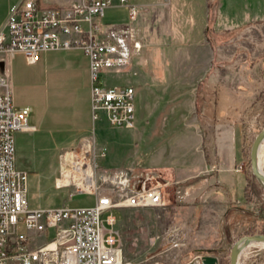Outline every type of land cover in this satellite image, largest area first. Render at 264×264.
Instances as JSON below:
<instances>
[{
    "label": "rangeland",
    "instance_id": "obj_1",
    "mask_svg": "<svg viewBox=\"0 0 264 264\" xmlns=\"http://www.w3.org/2000/svg\"><path fill=\"white\" fill-rule=\"evenodd\" d=\"M163 1L168 5L169 0ZM211 2L209 16L203 22L209 26L207 35L215 43L216 54L210 73L199 80L200 84L195 90V113L205 125L210 146L217 143L221 124L227 125L234 133L238 158L233 171L238 173L235 176L237 181L231 194L221 187L211 189L217 195L212 198L208 195V189L204 191L200 188L191 192L190 187L175 184L158 169L144 168L164 183L168 202L163 207H124L111 211L119 231L122 255L131 264H187L196 255L206 253L214 254L218 264H229V249L233 242L243 235L264 234V187L252 174L249 161L251 143L264 128V0ZM8 4L9 0H0V21L4 20L8 12ZM123 7L126 20L121 24L109 23L113 28L131 22L128 8ZM196 9V12H192L180 6L179 11L177 8L171 10V22L175 28L167 34L171 40L180 39L182 36L177 32L180 26L200 15L198 6ZM111 14L107 8L103 19L111 22ZM81 54L80 49L70 48L42 52L37 63L32 64L27 63L20 53H15L10 59L13 104L16 107H29L28 121L38 127L33 137L23 131L14 134L16 161L23 167L27 166L30 207L62 204L75 207L94 202V195L70 194L69 186L57 187L53 180L59 169L58 153L78 145L69 146L67 131H55L50 126L52 122H61L62 119L66 122L72 102L82 98L86 88L89 89V73L86 85L80 66ZM67 61L77 67L68 70ZM131 63L120 72L108 70L110 73L106 82L130 83L136 88L137 78L128 72ZM145 99V91L138 89L134 98L136 114L145 108ZM170 107L171 104H162L153 118L148 120L150 128L147 133H142L139 145L151 139L148 134L153 137L160 133L162 114L169 112ZM99 115L94 129L98 130L101 124L110 131L105 114L100 112ZM208 115L212 116V120L204 122V117ZM156 140L160 143L161 137L151 141ZM30 142L35 144L34 151L29 147ZM135 145L137 143L122 145L114 153L111 152L116 162L112 164L109 161L111 166L98 161L99 150L96 151L95 160L100 164L97 170L134 167L137 169L135 171H139L142 167L132 164L139 155L134 152ZM25 158L32 160V163L25 165ZM216 158L219 163V154ZM189 193L193 195L188 197ZM234 195L242 198L243 203L238 204L247 207L248 215H242L240 210L232 208L233 204H237ZM109 213L104 212L103 217ZM19 232L25 230L20 227ZM247 250L239 257V264H264V247L251 246Z\"/></svg>",
    "mask_w": 264,
    "mask_h": 264
},
{
    "label": "built area",
    "instance_id": "obj_2",
    "mask_svg": "<svg viewBox=\"0 0 264 264\" xmlns=\"http://www.w3.org/2000/svg\"><path fill=\"white\" fill-rule=\"evenodd\" d=\"M118 4L128 8L131 21L118 28L102 22L113 0L51 7L19 0L8 8L0 26V264H131L122 255L111 211L163 207L168 202L164 183L144 168L98 171L90 141L58 153L55 177L56 186H69L70 194L94 195L90 205L30 207L27 171L16 164L14 134L34 126L28 123L30 108L13 104L10 59L15 53L32 64L45 51L80 49L88 57L92 119H100L103 112L110 126H135L134 86L106 82L108 70L122 71L142 48L140 28L134 23L139 7L129 0ZM98 153L103 157L105 149ZM66 180L68 185L63 184ZM106 211L110 213L103 217ZM20 227L25 232H19Z\"/></svg>",
    "mask_w": 264,
    "mask_h": 264
},
{
    "label": "crops",
    "instance_id": "obj_3",
    "mask_svg": "<svg viewBox=\"0 0 264 264\" xmlns=\"http://www.w3.org/2000/svg\"><path fill=\"white\" fill-rule=\"evenodd\" d=\"M18 1L9 0L8 8ZM72 1L80 0H38L41 5L47 7ZM129 2L139 7L135 23L142 29V48L140 53L135 56V60L133 59L128 72L137 78L138 85L136 88L134 87L135 93L139 89V91L144 90L146 95L145 108L136 114L135 126L132 128L110 126V131H107L100 124L98 130L94 129V123L97 120L92 119L89 89L86 88L83 97L72 102L66 117L68 120L52 122L51 129L67 131L65 133H68L70 138L69 146L79 145L83 140H86L94 144L95 151L105 149V155L99 157L98 161H103L106 164L109 161L112 164L116 163L112 155L116 148L137 143L133 147L134 152L139 155L133 163L131 162L133 165L142 168H156L175 184L190 187L191 192L200 188H203L204 191L208 189L209 197L216 198V192L211 189L221 187L231 194L237 181L235 176L238 174L233 171L238 158L235 135L227 125L221 124L217 143L214 142L213 146H210L204 130L205 125L195 113V90L200 84L199 80L210 73L216 54L215 43L207 35L209 26L203 22L209 16L211 0H169L168 5L163 0H129ZM180 6H183V9L186 7L188 11L192 10V12H196L198 6L200 15H193L195 18L191 20L192 22H186V25L180 26V29L177 30L182 36L180 39L171 40L167 35L175 29L171 22V10L177 8L179 11ZM108 9L112 12L110 16L113 20L110 22L103 19L105 22L121 24L126 20V10L118 4V0H113V5ZM5 18L6 16L4 20ZM4 20L0 21V26ZM81 55L80 66L86 83L88 60L83 52ZM66 64L68 70L77 67L68 61ZM162 104L163 106L171 104V107L169 112L162 114L160 133L153 137L148 134L151 139L145 148H142L139 145L142 133H147V129L150 128L148 120L153 118V114ZM204 114L207 116L206 113ZM206 116L204 122L212 120V116ZM28 123L34 126V129L23 132L33 137L38 132L37 124L29 121ZM157 137H161L160 143L159 140L154 141L155 143L151 141ZM34 146V142H30L31 151H34ZM211 151H213L214 158L211 157ZM217 154L220 157L219 163H217ZM31 163L32 160H25V165ZM16 164L26 170L27 166L23 167L18 160ZM108 165L111 166V164ZM56 175L57 173L53 177L54 182ZM190 179L194 180L189 183ZM245 183L246 180L244 185ZM191 195L193 193H189L187 196L191 197ZM233 197L237 204H233L232 208L240 210L242 215H248L247 207L239 205L243 203L242 198L235 195ZM193 262L196 260L193 259Z\"/></svg>",
    "mask_w": 264,
    "mask_h": 264
},
{
    "label": "water",
    "instance_id": "obj_4",
    "mask_svg": "<svg viewBox=\"0 0 264 264\" xmlns=\"http://www.w3.org/2000/svg\"><path fill=\"white\" fill-rule=\"evenodd\" d=\"M264 137V128L261 129L254 137L249 151V161H250V167L251 172L254 175V177L258 180V182L264 187V175L261 174L256 165V153L257 148ZM64 185H68L69 181L66 180ZM252 241H264V234H248L243 235L239 239H237L235 242L232 243L229 249V264H237L239 257H240V248L243 246H246L248 243ZM199 264H218V258L214 254L206 253L199 255ZM187 264H193L192 259Z\"/></svg>",
    "mask_w": 264,
    "mask_h": 264
},
{
    "label": "bare ground",
    "instance_id": "obj_5",
    "mask_svg": "<svg viewBox=\"0 0 264 264\" xmlns=\"http://www.w3.org/2000/svg\"><path fill=\"white\" fill-rule=\"evenodd\" d=\"M263 148H264V137L262 138V140L260 141L258 148H257V153H256V165H257V169L258 171L264 175V154H263ZM251 246H258V247H264V241H252L250 243H248L246 246H242L240 248V256L242 254H245L248 250L249 247ZM194 259L196 260V262H193V264H199V256H195ZM237 264H239V260L237 262Z\"/></svg>",
    "mask_w": 264,
    "mask_h": 264
},
{
    "label": "trees",
    "instance_id": "obj_6",
    "mask_svg": "<svg viewBox=\"0 0 264 264\" xmlns=\"http://www.w3.org/2000/svg\"><path fill=\"white\" fill-rule=\"evenodd\" d=\"M37 2H38V0H36ZM39 3V2H38ZM150 140V139H149ZM149 140H147L146 139V142H145V144L143 143L142 144V146H143V148H145V145H147L148 143H149ZM146 150V149H145ZM149 150V149H148ZM191 181V179L190 180H188V182H190Z\"/></svg>",
    "mask_w": 264,
    "mask_h": 264
}]
</instances>
